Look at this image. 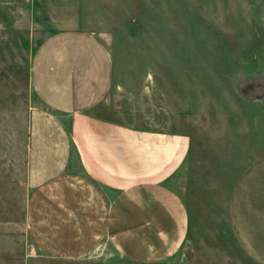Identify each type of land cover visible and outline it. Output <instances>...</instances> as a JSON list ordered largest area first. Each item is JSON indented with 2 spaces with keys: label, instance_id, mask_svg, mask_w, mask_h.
Listing matches in <instances>:
<instances>
[{
  "label": "crops",
  "instance_id": "crops-1",
  "mask_svg": "<svg viewBox=\"0 0 264 264\" xmlns=\"http://www.w3.org/2000/svg\"><path fill=\"white\" fill-rule=\"evenodd\" d=\"M167 1L0 0V83L30 48L32 98L26 234L0 237V264H264V126L249 134L246 99L167 128L104 111L114 64L98 35L159 32Z\"/></svg>",
  "mask_w": 264,
  "mask_h": 264
},
{
  "label": "rangeland",
  "instance_id": "rangeland-1",
  "mask_svg": "<svg viewBox=\"0 0 264 264\" xmlns=\"http://www.w3.org/2000/svg\"><path fill=\"white\" fill-rule=\"evenodd\" d=\"M256 4L255 0H168L164 18H157L154 26L159 32L98 35L114 64L106 116L136 126L167 128L182 119L186 123L193 113L200 112L202 118L209 111L224 112L215 106L232 107L238 114L246 99L242 122L246 115L254 138L253 118L261 117L264 126V15ZM140 5L145 14V4ZM30 50L23 52V67H13L12 79L0 83V237L17 239L26 234ZM251 103L261 110L256 113Z\"/></svg>",
  "mask_w": 264,
  "mask_h": 264
}]
</instances>
